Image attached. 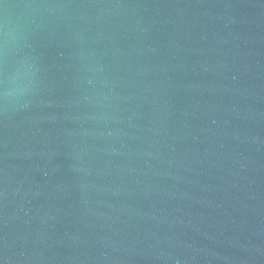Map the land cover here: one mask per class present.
<instances>
[{
  "label": "water",
  "instance_id": "obj_1",
  "mask_svg": "<svg viewBox=\"0 0 264 264\" xmlns=\"http://www.w3.org/2000/svg\"><path fill=\"white\" fill-rule=\"evenodd\" d=\"M0 264H264V0H0Z\"/></svg>",
  "mask_w": 264,
  "mask_h": 264
}]
</instances>
